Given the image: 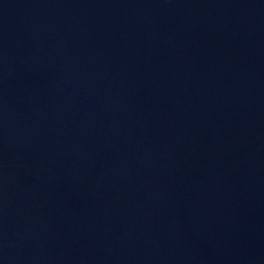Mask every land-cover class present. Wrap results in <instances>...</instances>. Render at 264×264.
<instances>
[{
    "label": "water",
    "instance_id": "obj_1",
    "mask_svg": "<svg viewBox=\"0 0 264 264\" xmlns=\"http://www.w3.org/2000/svg\"><path fill=\"white\" fill-rule=\"evenodd\" d=\"M0 264H264V0H0Z\"/></svg>",
    "mask_w": 264,
    "mask_h": 264
}]
</instances>
